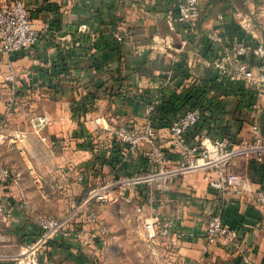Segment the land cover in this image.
Here are the masks:
<instances>
[{
  "label": "crops",
  "instance_id": "obj_1",
  "mask_svg": "<svg viewBox=\"0 0 264 264\" xmlns=\"http://www.w3.org/2000/svg\"><path fill=\"white\" fill-rule=\"evenodd\" d=\"M22 2L39 39L30 53L11 56L16 68L12 96L3 80L5 56L0 55V124L12 97L7 132L24 147L19 163L2 159L22 175L19 187L5 185L11 218L0 223V240L6 251L36 239L31 212L61 216L68 210L53 211L50 204L65 199L73 206L96 176H130L149 169L140 153L113 140L105 129L94 135L89 122L95 117L103 116L104 126L150 120L169 159L180 153L170 142L167 126L189 108L203 113L202 122L186 133L189 143L200 133L239 142L250 138L254 127L264 136L261 95L245 81L230 82L206 66L215 54L205 37L217 30L225 44L236 40L248 47L264 46V0H198L194 28L177 20L178 0ZM241 60L255 64L250 54ZM149 106L153 110L147 116ZM32 115L48 117L41 131L47 142L32 133ZM63 163L70 168L67 178L59 170ZM230 168L247 176L254 188L264 189V163L236 158ZM78 173L83 174L81 181L75 179ZM20 193L27 208L20 206ZM137 193L139 199L132 203L143 205L142 231L144 219L152 214L173 219L171 233L154 242L170 247L175 264H244L234 246L206 241L205 224L212 214H220L238 231L252 264H264V207L231 192L214 191L202 171L174 179L169 191L156 195L153 207L144 186ZM96 235L94 226L79 218L71 236L49 242L39 262L98 264L101 237Z\"/></svg>",
  "mask_w": 264,
  "mask_h": 264
},
{
  "label": "built area",
  "instance_id": "obj_2",
  "mask_svg": "<svg viewBox=\"0 0 264 264\" xmlns=\"http://www.w3.org/2000/svg\"><path fill=\"white\" fill-rule=\"evenodd\" d=\"M176 15L179 22L194 28L199 20L198 0H178ZM84 27V26H82ZM205 37L214 50V58L206 62L219 74L230 82L245 81L256 94L261 95L264 104V46L259 43L248 47L240 41L225 44L217 30H210ZM39 39V33L34 20L22 0H11L0 3V55L5 56L3 80L9 84L11 96L16 93V68L11 56L18 52L30 53ZM117 41H122L120 34H115ZM250 54L255 64L241 60L242 56ZM192 65V62H189ZM12 97L6 108L4 118L0 124V223L11 218L4 201L5 185L13 183L19 187L21 172L6 166L1 158V144L8 138L7 124L12 116ZM153 107L146 109L150 115ZM203 113L198 108H189L175 118L167 126L172 146L180 153L179 158L169 159L161 146V137L156 126L146 120L142 124H126L104 126L103 116L93 118L89 122L91 132L96 135L101 129L111 134L113 140L122 144L130 151L140 153L146 160L149 169L141 174L130 176L98 175L82 194L80 200L70 210L61 216L30 213L32 222L38 228V235L27 245H17L14 252L6 251L0 240V263L11 264H41L39 253L56 237L66 238L79 218H86L94 226L96 236H103L107 228L102 222L99 207L117 200L126 202L137 201L139 186H144L146 198L153 207L156 195L170 190L172 181L185 174L202 171L207 185L216 192L232 194L248 200L251 204L264 207V189L254 188L244 174L230 168L236 158H246L264 163V136L254 127L250 138L233 142L230 138H212L200 133L196 140L189 143L186 133L196 127L202 120ZM31 131L40 142H47L41 131L48 126L49 119L45 115L29 117ZM61 174L67 178L70 168L67 164L60 165ZM83 174H76L75 179L81 181ZM22 208H27V201L19 194ZM138 215H143V205L135 204ZM172 218H160L152 214L143 221L145 237L150 241H158L167 237L173 228ZM204 236L209 244L234 246L244 264H252L238 231L228 226L220 214H212L206 221ZM170 248V247H169Z\"/></svg>",
  "mask_w": 264,
  "mask_h": 264
},
{
  "label": "rangeland",
  "instance_id": "obj_3",
  "mask_svg": "<svg viewBox=\"0 0 264 264\" xmlns=\"http://www.w3.org/2000/svg\"><path fill=\"white\" fill-rule=\"evenodd\" d=\"M22 148V142L7 138L1 144L3 161L19 163ZM50 206L53 211L63 212L72 208L65 199L55 200ZM100 214L107 232L100 236L98 264H175L170 248L145 237L142 221L132 202L117 200L104 204Z\"/></svg>",
  "mask_w": 264,
  "mask_h": 264
},
{
  "label": "trees",
  "instance_id": "obj_4",
  "mask_svg": "<svg viewBox=\"0 0 264 264\" xmlns=\"http://www.w3.org/2000/svg\"><path fill=\"white\" fill-rule=\"evenodd\" d=\"M202 120H203V117H202ZM202 120H201V122H202ZM198 125H199V124H198ZM198 125H197V126H198Z\"/></svg>",
  "mask_w": 264,
  "mask_h": 264
}]
</instances>
